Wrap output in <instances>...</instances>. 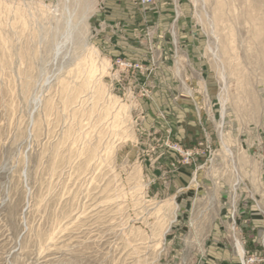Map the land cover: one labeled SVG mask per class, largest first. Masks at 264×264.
Returning a JSON list of instances; mask_svg holds the SVG:
<instances>
[{
    "label": "rangeland",
    "instance_id": "obj_1",
    "mask_svg": "<svg viewBox=\"0 0 264 264\" xmlns=\"http://www.w3.org/2000/svg\"><path fill=\"white\" fill-rule=\"evenodd\" d=\"M0 264H264V0H0Z\"/></svg>",
    "mask_w": 264,
    "mask_h": 264
},
{
    "label": "built area",
    "instance_id": "obj_2",
    "mask_svg": "<svg viewBox=\"0 0 264 264\" xmlns=\"http://www.w3.org/2000/svg\"><path fill=\"white\" fill-rule=\"evenodd\" d=\"M134 3H137L143 8H149L154 5L155 0H131Z\"/></svg>",
    "mask_w": 264,
    "mask_h": 264
}]
</instances>
